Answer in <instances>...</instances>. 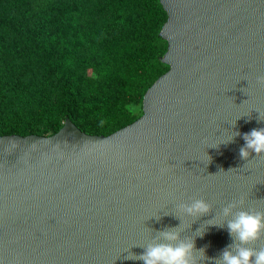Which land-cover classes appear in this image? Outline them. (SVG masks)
Masks as SVG:
<instances>
[{
  "label": "water",
  "instance_id": "1",
  "mask_svg": "<svg viewBox=\"0 0 264 264\" xmlns=\"http://www.w3.org/2000/svg\"><path fill=\"white\" fill-rule=\"evenodd\" d=\"M160 3L169 70L136 121L108 136L70 119L50 136H0V264H143L125 257L178 227L176 205L192 198L213 211L181 217L182 235L214 264L232 243L208 224L223 207L264 211V155L239 157L243 134L264 128V0Z\"/></svg>",
  "mask_w": 264,
  "mask_h": 264
},
{
  "label": "trees",
  "instance_id": "2",
  "mask_svg": "<svg viewBox=\"0 0 264 264\" xmlns=\"http://www.w3.org/2000/svg\"><path fill=\"white\" fill-rule=\"evenodd\" d=\"M72 26L66 51V21ZM160 0H7L0 12V136L56 134L70 119L108 136L133 123L169 67ZM59 33L57 47L50 37ZM143 113V112H142Z\"/></svg>",
  "mask_w": 264,
  "mask_h": 264
},
{
  "label": "clouds",
  "instance_id": "3",
  "mask_svg": "<svg viewBox=\"0 0 264 264\" xmlns=\"http://www.w3.org/2000/svg\"><path fill=\"white\" fill-rule=\"evenodd\" d=\"M256 84L264 87V75L257 77ZM257 113L258 120L264 121V114ZM240 135L241 133L235 132L225 143L232 142L235 136ZM242 138L245 144L239 149L241 159L248 160L253 152L256 157L264 155V128L252 129L244 133ZM176 208L180 215L175 217L181 221L178 227H166L155 231V236L146 245L136 246L143 248L142 254L130 252L125 258L139 260L143 264H200V261L207 259L205 249H196L195 238L182 235L185 229L181 227V217H189L194 223L213 211L212 204L203 198H192L190 202L178 203ZM220 215L224 218L223 223L208 224L221 228L226 226L232 243L221 251L214 264H264V247H254L257 242L264 240V211L245 209L244 200L241 198L223 207ZM156 219L159 220L160 217ZM215 219L216 216L211 220ZM196 232L200 233L197 236L202 237L203 232L201 233L200 229Z\"/></svg>",
  "mask_w": 264,
  "mask_h": 264
},
{
  "label": "rangeland",
  "instance_id": "4",
  "mask_svg": "<svg viewBox=\"0 0 264 264\" xmlns=\"http://www.w3.org/2000/svg\"><path fill=\"white\" fill-rule=\"evenodd\" d=\"M7 0H0V12L3 11L4 4ZM67 5L69 6L70 3L72 4V0H66ZM79 21L78 20H71L70 17L67 18L66 21V34H67V39H66V51L67 53L70 54V38H71V31L72 26L75 22ZM56 42V44H53ZM64 42V35H60L59 33L53 34L50 37V43L53 44L52 46L57 47L60 46ZM128 112L130 114V117L136 118L142 114V108L139 104H132L128 107Z\"/></svg>",
  "mask_w": 264,
  "mask_h": 264
}]
</instances>
